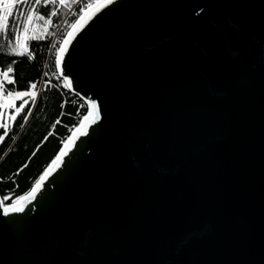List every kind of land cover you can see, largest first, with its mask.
Returning <instances> with one entry per match:
<instances>
[{
	"label": "water",
	"instance_id": "1",
	"mask_svg": "<svg viewBox=\"0 0 264 264\" xmlns=\"http://www.w3.org/2000/svg\"><path fill=\"white\" fill-rule=\"evenodd\" d=\"M59 59L99 112L0 194V264H264V0H101Z\"/></svg>",
	"mask_w": 264,
	"mask_h": 264
},
{
	"label": "trees",
	"instance_id": "2",
	"mask_svg": "<svg viewBox=\"0 0 264 264\" xmlns=\"http://www.w3.org/2000/svg\"><path fill=\"white\" fill-rule=\"evenodd\" d=\"M55 7L56 2L51 0H40V3L23 0L12 9L14 15L9 19L8 39L5 40V35L0 32V71L12 65L14 73L10 76L16 80L14 84L6 83V89L32 91V83L37 84L42 78L45 81L34 102L31 97L15 99L17 108L23 106L22 111L17 114L10 108L8 119H0V124L5 125L0 127L3 137L0 142V194L9 203L32 188L88 111L87 105L65 87L61 78L51 75L55 68L46 69L49 37L43 33ZM31 13L41 32L28 41L29 52L23 56L15 55L11 50L13 30L16 25L19 28ZM62 16L61 12L53 17L52 27ZM29 55L34 58L30 59ZM13 61L16 64L13 65ZM13 116L15 119H11Z\"/></svg>",
	"mask_w": 264,
	"mask_h": 264
},
{
	"label": "snow or ice",
	"instance_id": "3",
	"mask_svg": "<svg viewBox=\"0 0 264 264\" xmlns=\"http://www.w3.org/2000/svg\"><path fill=\"white\" fill-rule=\"evenodd\" d=\"M23 0H0V6H2V8L4 10H7V9H10L12 8L14 5H17L18 3H22ZM37 3H40V0H36ZM47 2V0H46ZM52 3H55L56 0H51ZM100 2L101 0H98V3L97 4H87L86 5V10H85V14L82 15L80 17V19L78 21H76L75 23H73L71 25L73 31L72 32H68L67 33V36H68V39H65L63 40V45H65V47H61L59 49V53L61 55L65 54L66 51H67V46L70 44V41L71 39L74 38V33L76 31V29L78 27H80L83 22L89 17V15L91 14L92 10L93 9H98L99 6H100ZM114 0H102V3L106 6L108 4H111L113 3ZM59 3L60 4H65V0H59ZM56 13L53 12L52 15H55ZM14 13L9 11L7 12V14H3V12H0V30L4 31L5 33L8 32V29H9V23H8V18L13 16ZM41 19H43V17H40ZM32 19H33V16L32 15H28L27 18H26V23L27 24H30L32 22ZM48 23L50 24L51 23V20L48 21ZM27 27L24 28V33L25 35L27 34ZM16 43H17V47L16 48H13L12 49V52L15 54V55H19V56H23L25 55L27 52H29L27 46L25 44H22L20 42V35L19 33L17 32L16 33ZM19 49V50H18ZM29 58H34L33 56L29 55ZM13 65L16 64V61H13L12 62ZM58 64H62L63 63V60L62 59H59L57 61ZM10 73H14V68L12 65H9L6 69L0 71V107H10V106H14L13 104V101L15 99H24L25 97H31L33 102L35 100V96H36V92L35 91H26V92H18V91H13V90H6L5 89V84H14L16 82L15 80V77L14 76H10ZM61 75H64V70L61 69ZM68 83L70 84L71 81H68ZM37 87V85L35 83H32L30 85V88L32 90H35ZM5 91H7V94L5 95ZM27 100L24 101L25 104H27ZM22 108H17L16 109V113L19 114L21 111H22ZM92 108L95 109V112H90L88 116H85L84 119L87 121L89 119V117H91V123H95L96 122V115L98 114L99 112V107L98 105L94 102L92 104ZM31 114V113H29ZM11 119H15V117H11ZM0 127H5V125L3 124H0ZM83 127L84 125H81L80 128L77 129V132L80 133L81 135H87V132L83 131ZM0 142H3V137L0 136ZM69 143H71V141H69ZM67 153L66 152H62L60 155L61 156H64L66 155ZM6 155V153H5ZM60 160V157H57V161ZM57 161H54L53 164H56ZM51 171V168L49 169V172ZM48 173L46 172L45 175H47ZM41 181H43V177H41ZM41 187V184H37L28 194L27 196H21L18 198V201H25V200H30L31 199H34L36 194H37V191L40 189ZM9 211L11 212H22L24 211V206L16 203V204H13L11 205L10 209L9 208H5L4 210V214L5 215H8L9 214Z\"/></svg>",
	"mask_w": 264,
	"mask_h": 264
},
{
	"label": "built area",
	"instance_id": "4",
	"mask_svg": "<svg viewBox=\"0 0 264 264\" xmlns=\"http://www.w3.org/2000/svg\"><path fill=\"white\" fill-rule=\"evenodd\" d=\"M57 7L54 12L55 15H52L49 20L52 21L53 17L58 15L59 13H63L61 20L50 28L49 34V48L46 57V69L55 68V71H52L51 75L56 79L61 78L56 67V63L59 57V49L63 45V40L66 39L67 33L69 32L71 25L75 23L82 15L85 14L86 5L96 4L98 0H65V4H60L59 0ZM62 79V78H61ZM63 80V79H62ZM45 84L44 78L41 79L36 85V89L32 90L36 92L35 99L38 98L39 92ZM14 106H10L13 111H16L17 108V100L13 101Z\"/></svg>",
	"mask_w": 264,
	"mask_h": 264
},
{
	"label": "rangeland",
	"instance_id": "5",
	"mask_svg": "<svg viewBox=\"0 0 264 264\" xmlns=\"http://www.w3.org/2000/svg\"><path fill=\"white\" fill-rule=\"evenodd\" d=\"M57 4H58V1L56 0V7H57ZM15 6V5H14ZM13 6V7H14ZM12 8L10 9H7V10H4L2 8V6H0V12H3V14H7V12L11 11L12 12ZM55 7V8H56ZM32 16H34L33 13H31ZM9 19L10 17L8 18V23H9ZM49 21V20H48ZM27 27L28 31H27V34L25 35L24 33V28ZM50 28H51V23L49 24L48 22L45 24V29H44V33H43V36H48L49 37V34H50ZM0 32L3 34V36L5 35V40L8 39V32L5 33L4 31L0 30ZM19 33L20 35V42L22 44H25L27 46L28 44V41L33 38V37H36L38 34H40V25H38L36 22H34L32 20V22L30 24H27L26 23V20L24 22L21 23L20 27L18 28V26L16 25L15 29L13 30V39L11 40V50L13 48H16L17 47V43H16V33ZM19 50V49H18ZM2 78V77H0ZM9 111H10V107H0V119L5 117L8 119V116H9Z\"/></svg>",
	"mask_w": 264,
	"mask_h": 264
}]
</instances>
